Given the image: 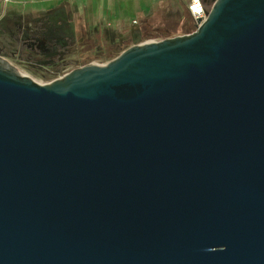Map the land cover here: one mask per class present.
<instances>
[{"label":"water","instance_id":"1","mask_svg":"<svg viewBox=\"0 0 264 264\" xmlns=\"http://www.w3.org/2000/svg\"><path fill=\"white\" fill-rule=\"evenodd\" d=\"M0 264H264V0L47 83L0 55Z\"/></svg>","mask_w":264,"mask_h":264},{"label":"crops","instance_id":"2","mask_svg":"<svg viewBox=\"0 0 264 264\" xmlns=\"http://www.w3.org/2000/svg\"><path fill=\"white\" fill-rule=\"evenodd\" d=\"M188 0H0V53L23 59L30 41L48 40L81 48L87 38L109 42L136 35L156 14L175 8L187 13ZM134 44V43H133ZM27 59V58H26Z\"/></svg>","mask_w":264,"mask_h":264},{"label":"rangeland","instance_id":"3","mask_svg":"<svg viewBox=\"0 0 264 264\" xmlns=\"http://www.w3.org/2000/svg\"><path fill=\"white\" fill-rule=\"evenodd\" d=\"M213 1L207 0V8ZM195 28L194 21L189 19L188 14L175 8L166 15L156 14L155 19L150 24H145L143 29L137 31L133 37L123 35L116 39L111 38L109 42H101L99 37L94 36L87 38L81 48H77L71 42L61 47L54 44L55 40L50 39L47 50L43 52L33 50L31 54H25L27 59L25 57L15 59L1 53L0 55L4 56L18 71L34 81L47 83L84 63H104L133 43L158 40L164 34L181 35L192 32Z\"/></svg>","mask_w":264,"mask_h":264},{"label":"built area","instance_id":"4","mask_svg":"<svg viewBox=\"0 0 264 264\" xmlns=\"http://www.w3.org/2000/svg\"><path fill=\"white\" fill-rule=\"evenodd\" d=\"M2 1L3 3H10L13 0H2ZM206 2L207 0H188L187 2V10L194 21L195 27L200 25L207 16L208 8L206 6ZM12 57L17 59L15 57V53L12 55Z\"/></svg>","mask_w":264,"mask_h":264},{"label":"flooded vegetation","instance_id":"5","mask_svg":"<svg viewBox=\"0 0 264 264\" xmlns=\"http://www.w3.org/2000/svg\"><path fill=\"white\" fill-rule=\"evenodd\" d=\"M42 41H38V40H32L29 42V44H26L27 46H29L30 50H31V53L33 52V50L35 51H39V52H43L45 50H47V47L46 46H42ZM29 53V54H31ZM27 54V55H29ZM25 58H28L27 56H25Z\"/></svg>","mask_w":264,"mask_h":264},{"label":"trees","instance_id":"6","mask_svg":"<svg viewBox=\"0 0 264 264\" xmlns=\"http://www.w3.org/2000/svg\"><path fill=\"white\" fill-rule=\"evenodd\" d=\"M187 13H188V17H189V19H191V20L193 21V19H192L190 13H189L188 11H187ZM166 36H169V34H164V35H163V37H166ZM84 43H85V41H84L83 43H81L80 45H84ZM84 64H85V63H84Z\"/></svg>","mask_w":264,"mask_h":264}]
</instances>
